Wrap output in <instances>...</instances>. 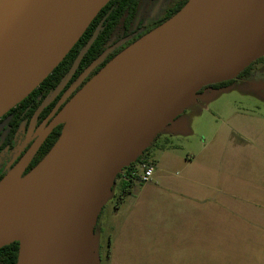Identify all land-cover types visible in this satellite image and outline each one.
<instances>
[{
    "label": "water",
    "instance_id": "1",
    "mask_svg": "<svg viewBox=\"0 0 264 264\" xmlns=\"http://www.w3.org/2000/svg\"><path fill=\"white\" fill-rule=\"evenodd\" d=\"M109 1L0 0V118ZM263 51L264 0H188L92 77L0 180V248L18 241L17 264H90L97 213L117 173L204 85L235 78ZM60 123L56 143L24 174Z\"/></svg>",
    "mask_w": 264,
    "mask_h": 264
},
{
    "label": "rangeland",
    "instance_id": "2",
    "mask_svg": "<svg viewBox=\"0 0 264 264\" xmlns=\"http://www.w3.org/2000/svg\"><path fill=\"white\" fill-rule=\"evenodd\" d=\"M252 63L248 77L198 91L176 117L183 128L170 124L148 145L159 163L152 178L160 168L164 180L177 184L196 178L195 185L166 193L198 201L173 196L175 201L166 202L159 196L155 207L147 205L148 212L143 207L147 215L136 218L131 229L113 236L121 193L120 180H113L97 213L90 264H264V51ZM169 130L170 149L155 148ZM188 156L192 163L184 161ZM131 207L120 212L124 225ZM102 210L107 220L103 233Z\"/></svg>",
    "mask_w": 264,
    "mask_h": 264
},
{
    "label": "trees",
    "instance_id": "3",
    "mask_svg": "<svg viewBox=\"0 0 264 264\" xmlns=\"http://www.w3.org/2000/svg\"><path fill=\"white\" fill-rule=\"evenodd\" d=\"M156 1H159V10L157 11L158 17L154 19L153 25L149 27L140 26L139 18L144 15L146 8L151 7L152 3ZM187 1L188 0H110L98 12L81 38L54 70L27 97L7 112L5 117L10 116L12 118L10 123L12 132L4 138L2 142L3 145L10 144L13 139V133L18 129L20 123L24 120L29 122L35 110L44 104V102L50 98L51 94L67 79L75 62L88 46L89 47L78 62L69 84L88 68L99 63L91 71L88 79L77 92L122 50L175 15ZM252 66L253 63L251 62L239 72L236 77H248ZM235 78L213 83L211 85L226 87L234 81ZM56 101L57 99L41 112V119L51 111ZM62 128L63 125H59L50 133L34 155L24 174L33 169L47 155L60 137ZM165 143H168V141ZM165 143L161 147H164ZM159 145L160 144L157 142L155 147H159ZM149 150L150 148L146 147L135 160L128 166L122 168L124 170L117 173L115 179L120 180L121 193L115 204L116 207L119 206L128 193L131 192L135 181L139 180V176L137 175L138 164L154 163V161H147L146 159ZM2 178L3 176L0 177V180ZM19 246V242L15 241L0 248V264H17Z\"/></svg>",
    "mask_w": 264,
    "mask_h": 264
},
{
    "label": "flooded vegetation",
    "instance_id": "4",
    "mask_svg": "<svg viewBox=\"0 0 264 264\" xmlns=\"http://www.w3.org/2000/svg\"><path fill=\"white\" fill-rule=\"evenodd\" d=\"M158 10H159V1H156L155 3H152L151 7L146 8L144 15H142L139 18L140 20L139 25L146 26V27L153 25L154 19L158 17L157 16ZM98 63L88 68L85 72H83L77 79L73 80L72 83L70 84L69 82L73 76V73L71 74V76H68L67 79L51 94L50 98L46 102H44L45 106L35 116L34 119L33 117L36 111L40 107H42L44 104H42L35 110L29 122L24 120L20 123L18 129L15 130V132L13 133L14 134L13 139L10 142V144L3 145L2 142L4 138L8 136L9 133L12 132V128L10 126L12 118L10 116L5 117L7 113H5L0 118V156H1L0 157V177L1 176L4 177L13 168V166L18 162V160L23 156V154L26 152L29 146L33 143V141L39 135L41 130L49 124V122L57 115V113L64 107V105H66V103H68V101L77 92V90L84 84V82L88 79L91 71L97 66ZM236 78H239V77H236ZM202 88L205 90V89H219V88H224V87H216L211 84H208V85H204V87ZM201 89L199 91H201ZM204 90H202L200 94H202ZM55 99H57V101L55 105L52 107L51 111L41 119L40 118L41 112L46 107H48ZM59 125H63V123H60ZM96 264H98V262Z\"/></svg>",
    "mask_w": 264,
    "mask_h": 264
},
{
    "label": "crops",
    "instance_id": "5",
    "mask_svg": "<svg viewBox=\"0 0 264 264\" xmlns=\"http://www.w3.org/2000/svg\"><path fill=\"white\" fill-rule=\"evenodd\" d=\"M199 95H202V94H199ZM176 117L171 122L166 124L160 130V132L158 133L157 136H159V134L161 133L162 130L164 131L165 129H167L168 125L173 124V123H174V128H176V129H178L180 127L183 128L184 124L177 122ZM172 133H173V130H169L168 132H166V135L164 136L165 142L168 141V143H165V142L160 143L159 142V144H160L159 147H155V148L162 149L163 151L169 150L170 148H168V146L172 142V140H171L172 139L171 138ZM164 143H165L164 147H161ZM153 152H154V148L150 149L147 152L146 159H147V161H154V163H152V165L154 167V174H155L159 163H157V161L153 158V156H152ZM192 160H193V158L191 156H188V158L185 159L184 161L186 163H192ZM143 164H145V163H143ZM158 171L159 172H158L157 177L155 179L151 178L147 182H142L141 180H139V181L136 180L135 184L133 185V187L131 189V192L128 193V195L125 197L124 201L119 206H117V207L115 206V212L116 213L114 215L116 217H115V220L113 222V227H112V229L115 231L112 234L113 236H114V234H122L124 232L125 227H127L128 230L131 229L132 226L135 224L136 218H139V220H141L142 216L147 215V213H143V207H144V212H148L147 211V205L148 204L153 205L152 203H158V199H160L159 196H161V198L165 197V198H162V200H165L166 202H167V200L168 201L173 200L172 199L173 196L175 198H179L180 200H185L187 202H191L193 200H194V202L198 201L197 198H194V197L189 196V195H187V198H186V196H183V195L178 196L175 194L166 193V190H168L169 192H172V189L175 191V188L176 187L178 188L179 186H180V188H183L184 184H187L189 182L190 183L192 182L191 184L195 185L197 183L196 178L190 179L189 177H185L184 179H180L178 184H177V182L175 183V182H171L168 180H164L166 178V176H165V173H163L161 168ZM160 192H161V194H160ZM173 201H175V200H173ZM127 204L132 205V207H131L132 210L129 211L127 224L124 225L125 221L121 222V218H119V217L121 215L120 212L124 209L125 205H127ZM153 206L155 207V205H153ZM105 220H106V216H105L104 210H102L101 214H100V221H99V225H100V229H101L102 233H103V231H105Z\"/></svg>",
    "mask_w": 264,
    "mask_h": 264
},
{
    "label": "built area",
    "instance_id": "6",
    "mask_svg": "<svg viewBox=\"0 0 264 264\" xmlns=\"http://www.w3.org/2000/svg\"><path fill=\"white\" fill-rule=\"evenodd\" d=\"M143 171L142 172H137V175L139 176V180L142 182H147L149 181L153 175H154V167L152 164L145 163L143 164Z\"/></svg>",
    "mask_w": 264,
    "mask_h": 264
}]
</instances>
